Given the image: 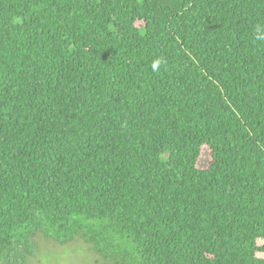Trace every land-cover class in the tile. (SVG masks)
Segmentation results:
<instances>
[{
    "label": "trees",
    "instance_id": "obj_1",
    "mask_svg": "<svg viewBox=\"0 0 264 264\" xmlns=\"http://www.w3.org/2000/svg\"><path fill=\"white\" fill-rule=\"evenodd\" d=\"M37 233L264 264V0H0V264Z\"/></svg>",
    "mask_w": 264,
    "mask_h": 264
},
{
    "label": "rangeland",
    "instance_id": "obj_2",
    "mask_svg": "<svg viewBox=\"0 0 264 264\" xmlns=\"http://www.w3.org/2000/svg\"><path fill=\"white\" fill-rule=\"evenodd\" d=\"M208 158L203 153L198 166L206 167ZM258 243H261L259 241ZM13 264H119L105 258L84 238L77 236L67 242H58L52 238L37 233L32 243L23 249L21 255L15 258Z\"/></svg>",
    "mask_w": 264,
    "mask_h": 264
}]
</instances>
